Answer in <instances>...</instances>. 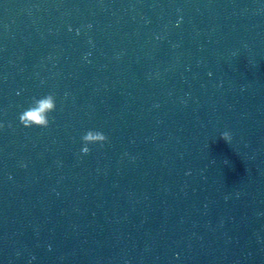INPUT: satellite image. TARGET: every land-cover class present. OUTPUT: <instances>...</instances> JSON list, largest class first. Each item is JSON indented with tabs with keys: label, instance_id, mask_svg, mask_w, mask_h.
Returning a JSON list of instances; mask_svg holds the SVG:
<instances>
[{
	"label": "clouds",
	"instance_id": "clouds-1",
	"mask_svg": "<svg viewBox=\"0 0 264 264\" xmlns=\"http://www.w3.org/2000/svg\"><path fill=\"white\" fill-rule=\"evenodd\" d=\"M56 109L55 97L48 94L42 98H33L32 104L19 115V122L25 128L40 127L47 128L49 126V115ZM3 127V125H0ZM221 138L230 143L232 135L225 131L221 134ZM83 147L81 151L88 154L91 149L89 145L100 144L101 146L108 140V137L96 130H88L82 137Z\"/></svg>",
	"mask_w": 264,
	"mask_h": 264
}]
</instances>
